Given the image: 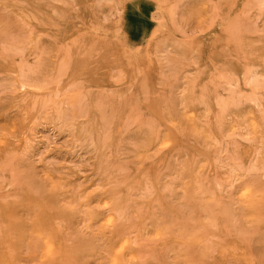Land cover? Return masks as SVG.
<instances>
[{"label": "rangeland", "instance_id": "374dc122", "mask_svg": "<svg viewBox=\"0 0 264 264\" xmlns=\"http://www.w3.org/2000/svg\"><path fill=\"white\" fill-rule=\"evenodd\" d=\"M0 264H264V0H0Z\"/></svg>", "mask_w": 264, "mask_h": 264}]
</instances>
